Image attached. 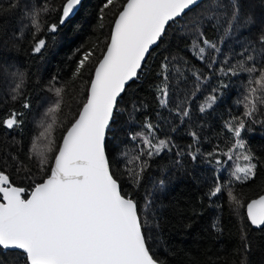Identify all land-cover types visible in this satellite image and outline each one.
<instances>
[{
    "label": "snow or ice",
    "instance_id": "6c2138e0",
    "mask_svg": "<svg viewBox=\"0 0 264 264\" xmlns=\"http://www.w3.org/2000/svg\"><path fill=\"white\" fill-rule=\"evenodd\" d=\"M200 3L101 0L97 27L103 32L108 18V32L76 61L73 78L87 73L88 79L59 143L53 125L69 95L67 82L53 76L43 89L50 94L43 117L51 123L41 119L36 139L45 140L53 155H41L34 168L12 151L3 158L0 255L13 254L7 264H169L150 245L149 212L172 173L192 175L201 165L211 172L204 194L209 207L222 208L226 194L230 206L244 209L246 226L264 231V194L246 202L234 194L237 185L254 182L264 166L246 139L252 126H264V23L242 12V0H211L207 9L190 16ZM81 4L62 0L53 8L48 0L38 5L8 0L0 2V11H20L23 21L13 33V46L27 42L32 55L42 56L49 35L57 34ZM170 29L177 46L149 68ZM0 74L13 81L0 105H18L6 109L0 127L22 131L34 109L29 73L0 64ZM142 81L155 107L142 98L122 107L129 89ZM234 81H239L237 111L228 107L226 117L216 115ZM117 123L123 124L125 138L114 156L109 140ZM178 138L188 142L181 145ZM21 173L27 186L15 182ZM212 228L222 232L218 223ZM242 243L250 252L246 230ZM0 264L6 262L0 259Z\"/></svg>",
    "mask_w": 264,
    "mask_h": 264
},
{
    "label": "trees",
    "instance_id": "16d2710c",
    "mask_svg": "<svg viewBox=\"0 0 264 264\" xmlns=\"http://www.w3.org/2000/svg\"><path fill=\"white\" fill-rule=\"evenodd\" d=\"M0 2L6 5L8 0H0ZM27 2L30 5H38L39 0H27ZM48 2L55 8L60 5L62 0H48ZM210 2L211 0H201L195 12L189 15H195L207 9ZM100 4L101 0H82L77 14L62 26L57 34L49 35L48 47L42 56L32 55L27 42L23 45L13 46V33L23 21L20 11L8 12L6 9L0 11V64L7 65L12 71L19 68L21 71L29 73L27 91L31 95L34 105L33 115L27 117L28 122L22 131L9 132L0 127V167L5 166L3 158L9 151L17 154L25 165L33 168L41 155L49 157L53 155V153L47 152L45 140L36 139L40 131L43 130L39 126L41 119H44L45 123H51L50 118L43 117L50 99V94L43 89L53 76L58 77L61 82H67L69 95L65 98L61 112L56 114V123L53 125L52 136L59 143L63 130L70 125L71 119L75 115L76 101L83 98L85 82L88 79L87 73L83 78H73L76 61L80 58L82 51L94 44L97 36L102 38L108 32V18L103 22L105 24L103 32L97 27ZM242 4V12L245 15L251 14L258 25L264 23V0H242ZM40 19L44 22L47 16L42 13ZM52 19H56L55 13H53ZM173 31L174 29L169 30L170 34L166 38L165 44L153 52L149 68L161 55H167L169 50L177 46L178 38L171 34ZM209 35L212 33L210 32ZM181 46H183L182 42ZM78 49L80 51H77ZM192 63L199 66L195 59H192ZM12 86L11 78L0 74V97L9 92ZM238 87L239 81H234V87L229 90L226 97L227 103L217 110L216 115L226 117L228 107H233V112L237 111L233 102L239 98ZM134 98H142L155 107L153 96L143 81L129 89L122 107ZM14 106L18 107L10 102L7 105H0V118L6 115L7 108ZM239 110L242 111V109ZM113 128L115 131L110 134L109 151L117 156V146L124 140L125 132L122 130V123L113 125ZM246 139L249 147L264 160V126H252V131L246 133ZM178 142L184 145L188 140L187 138H178ZM33 144H35V148H33ZM30 153L31 162L28 159ZM7 170L9 173L12 172L10 161ZM189 171L191 172V168ZM23 175L21 173L15 176V182L27 186L28 182L22 179ZM153 175H159L158 166L154 167ZM210 180L211 172L202 165L197 167L192 175L183 172L172 173L168 178L166 191L159 194V199L149 212L148 223L152 229L149 233L151 236L150 245L153 250L162 257H167L169 264H241L242 261L244 264H264V231L246 226L244 209L237 210L235 205L232 209L226 194L221 198L222 208L209 207V201L204 194ZM127 190L132 191L131 188ZM234 194L242 202L264 194V166L258 170V178L254 182L237 185ZM142 196L143 192H141ZM221 200H217V203H220ZM141 204H143L142 199ZM152 212H155L154 217ZM213 223H218L222 232L214 231ZM245 230L251 246V251L247 253L244 251L242 243V232ZM12 255L11 253L0 255V259H3L7 264Z\"/></svg>",
    "mask_w": 264,
    "mask_h": 264
},
{
    "label": "water",
    "instance_id": "95a60500",
    "mask_svg": "<svg viewBox=\"0 0 264 264\" xmlns=\"http://www.w3.org/2000/svg\"><path fill=\"white\" fill-rule=\"evenodd\" d=\"M255 229V228H254Z\"/></svg>",
    "mask_w": 264,
    "mask_h": 264
}]
</instances>
